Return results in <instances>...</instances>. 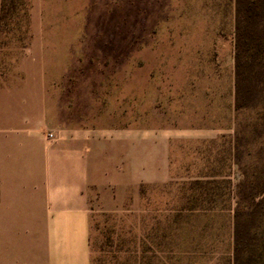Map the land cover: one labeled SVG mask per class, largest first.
Instances as JSON below:
<instances>
[{
  "label": "rangeland",
  "instance_id": "1",
  "mask_svg": "<svg viewBox=\"0 0 264 264\" xmlns=\"http://www.w3.org/2000/svg\"><path fill=\"white\" fill-rule=\"evenodd\" d=\"M249 1H7L0 104L51 115L46 139L67 124L134 137L136 176L151 179L114 211L89 189L92 264H234L251 245L264 264V57L237 106L238 43L264 41ZM199 178L222 186L184 209Z\"/></svg>",
  "mask_w": 264,
  "mask_h": 264
},
{
  "label": "crops",
  "instance_id": "2",
  "mask_svg": "<svg viewBox=\"0 0 264 264\" xmlns=\"http://www.w3.org/2000/svg\"><path fill=\"white\" fill-rule=\"evenodd\" d=\"M18 102L0 104L3 264H92L89 189L114 211L130 186L151 180L136 176L134 137L104 141L94 128L67 124L46 139L56 120Z\"/></svg>",
  "mask_w": 264,
  "mask_h": 264
},
{
  "label": "trees",
  "instance_id": "3",
  "mask_svg": "<svg viewBox=\"0 0 264 264\" xmlns=\"http://www.w3.org/2000/svg\"><path fill=\"white\" fill-rule=\"evenodd\" d=\"M9 0H0V21L4 18V8L5 5ZM16 1V0H11ZM247 9L250 12V15L253 17L254 21H256V24L254 27L257 28L259 26V17L264 14V0H250L247 3ZM240 31V39L242 37L243 29L241 26L238 27ZM242 43H238V60H237V100L238 107H241L242 105H245L243 103L245 97L252 92V89L250 90V82L248 81L249 76H254L255 73L258 71L256 69V65L262 61V58L264 57V41L262 39L254 41L253 45H251V49L248 50H241L240 46ZM243 51L245 52L244 55L246 56L245 60L243 59ZM249 51V52H248ZM248 54H247V53ZM223 180H218L215 178L211 179H195L191 182V195L187 196L186 202L184 203L183 207L184 209H196L201 208L204 209L205 207L202 206L201 203L205 201H209L208 199H214V195L217 192H214L213 190L219 189L222 186ZM225 181V180H224ZM226 182V181H225ZM201 204V205H200ZM194 206V207H193ZM261 254V252L257 251L256 247L254 245H251L250 247V253H248L247 256L242 257L241 255H237V262L234 264H256V262L259 261L258 256Z\"/></svg>",
  "mask_w": 264,
  "mask_h": 264
},
{
  "label": "built area",
  "instance_id": "4",
  "mask_svg": "<svg viewBox=\"0 0 264 264\" xmlns=\"http://www.w3.org/2000/svg\"><path fill=\"white\" fill-rule=\"evenodd\" d=\"M47 138L48 139H55V134L53 132H48L47 133Z\"/></svg>",
  "mask_w": 264,
  "mask_h": 264
}]
</instances>
